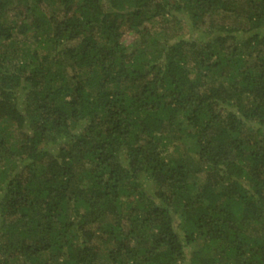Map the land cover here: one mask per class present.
<instances>
[{
  "label": "trees",
  "instance_id": "obj_1",
  "mask_svg": "<svg viewBox=\"0 0 264 264\" xmlns=\"http://www.w3.org/2000/svg\"><path fill=\"white\" fill-rule=\"evenodd\" d=\"M0 264H264V0H0Z\"/></svg>",
  "mask_w": 264,
  "mask_h": 264
},
{
  "label": "rangeland",
  "instance_id": "obj_2",
  "mask_svg": "<svg viewBox=\"0 0 264 264\" xmlns=\"http://www.w3.org/2000/svg\"><path fill=\"white\" fill-rule=\"evenodd\" d=\"M11 16H13L12 13H11ZM133 37H134V34H133L132 32H130V31H124V32H123V35H122V37H121V41H122L125 45H129V44L131 43ZM172 150H173V149H172V146H169V147H168V153H169V154H170L171 152L173 153Z\"/></svg>",
  "mask_w": 264,
  "mask_h": 264
}]
</instances>
